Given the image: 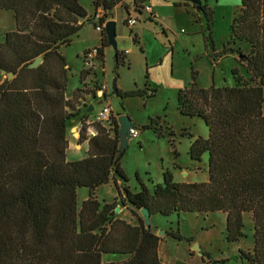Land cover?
<instances>
[{
	"label": "trees",
	"instance_id": "16d2710c",
	"mask_svg": "<svg viewBox=\"0 0 264 264\" xmlns=\"http://www.w3.org/2000/svg\"><path fill=\"white\" fill-rule=\"evenodd\" d=\"M143 2L133 0L134 7ZM120 4V0H91L93 15L101 12L97 24L111 20ZM122 8L126 26L129 15ZM195 9L207 21L205 42L212 48L210 12L202 5ZM0 11L11 12L15 23V30L5 33L0 43V72L13 75L8 86L6 81L0 84V264H163L158 257L160 239L145 229L134 212L132 224L119 219L117 207L146 209L150 218L222 214L227 244L244 238L243 215L249 214L253 246L251 251L238 250L236 260L264 264V0H239L228 40L218 54L237 57L247 84L202 89L192 72L189 86L177 95L178 115L198 119L205 127L204 138H194L186 130L180 137L192 140L191 162L201 163L207 156V182L173 183L164 172L162 183L148 192L135 175L137 193L130 192L120 165L124 152H120L119 128L112 115L107 125H86L81 119L77 145L87 143L85 158L66 159L67 123L79 115L81 103L91 94L76 89L70 99L65 98L70 69L61 49L70 45L84 24L92 22L78 0H0ZM80 18L84 22L79 23ZM132 42L140 46L135 36ZM236 44L245 45L248 52L234 48ZM106 48L101 33L93 63L103 67ZM37 58L41 64L29 69ZM113 61L117 70L124 65L125 55L115 52ZM91 73L90 68L82 70L79 84L84 86ZM231 74L235 77L237 70ZM148 91L144 85L141 90L116 89L112 95L123 102L153 97L155 92L148 95ZM159 123L160 118H155L147 125L131 123V127L163 138ZM88 128L94 132L91 137ZM110 184L114 199L99 203L95 192ZM80 190L86 198L78 205ZM166 236L192 242L178 230ZM201 258L210 264L227 262L213 261L209 253Z\"/></svg>",
	"mask_w": 264,
	"mask_h": 264
},
{
	"label": "rangeland",
	"instance_id": "374dc122",
	"mask_svg": "<svg viewBox=\"0 0 264 264\" xmlns=\"http://www.w3.org/2000/svg\"><path fill=\"white\" fill-rule=\"evenodd\" d=\"M167 2L163 4V0H148L142 5L143 11L149 9V12L154 13L155 21H152L145 12L142 11L139 15L131 9L129 15L135 20L133 27L124 26L126 15L122 9L117 8L110 16L115 25L116 48L106 49L104 64L101 67L98 63L87 65L82 57L85 49L92 51L99 46L100 34L94 30L97 19L92 13L91 0H78L92 22L84 24L70 45L61 49L67 68L70 69L68 92L80 87L79 89L91 93L80 107L81 111L86 112L87 103H93V112L89 113L91 118L104 106L110 107L115 119L127 116L130 122L137 126L147 125L149 119L160 118L159 127L163 138H158L152 131H144L139 132L137 139H129L127 142L120 165L132 193L140 191L135 175L148 192L152 191L153 186L162 183L164 172L171 175L173 183L207 182V156L202 157L201 163L191 162L188 149L192 140L180 137L181 132L186 130L194 138H204L205 127L198 119L180 117L176 110L177 95L179 91L189 86L192 72L196 73V83L202 89L238 87L247 84L248 81L244 70L236 63L235 55L218 56L228 40L229 27L239 9V0L201 1V5L210 12L212 48L209 42H205V37L209 33L206 31L207 21L203 13L196 11L188 2L180 0ZM14 30L12 13L0 11V43L5 33ZM133 36L139 41L140 46L133 44ZM234 48H240L245 54L248 52V48L242 44H236ZM115 52L125 55L124 65L117 70H114ZM86 68H90L92 73L85 80L84 86L79 85V73ZM233 70H237L235 77L231 74ZM114 79L116 89L119 91L141 90L147 85L149 90L147 94L150 95L151 90L155 93L151 98H128L120 102L112 95ZM4 81L6 76L0 73V84ZM95 99L104 102L98 105ZM170 134L173 136L170 137ZM78 137L77 135L76 139ZM66 139L73 140L69 131H66ZM68 158L69 161L76 160L71 156ZM95 197L99 203H111L115 197L112 185L97 190ZM77 198L79 205L86 198V192L78 191ZM132 212L141 218L139 212L130 207H121L119 213L115 214L119 219L132 224L134 221ZM243 226L244 238L238 243L227 244L224 240L225 217L222 214L214 213L206 217L180 214L168 218L159 216L150 218V230L161 242L160 261L165 264L176 262L210 264L206 258H201L202 253H209L213 261L238 264L236 260L238 250L251 251L253 246L249 214L243 215ZM176 230L181 237L191 238L192 242L189 244L176 242L166 236L170 231ZM159 232L165 235H158ZM194 245L200 248L199 253L192 250Z\"/></svg>",
	"mask_w": 264,
	"mask_h": 264
},
{
	"label": "crops",
	"instance_id": "0c3cea01",
	"mask_svg": "<svg viewBox=\"0 0 264 264\" xmlns=\"http://www.w3.org/2000/svg\"><path fill=\"white\" fill-rule=\"evenodd\" d=\"M120 1H121V4H120L119 6H117V7L112 11V13H113L117 8H119V9H122V10L124 11L125 15H126L125 9L122 8L123 6L127 8L128 15H129L131 9L136 11V8L134 7V4H133V0H120ZM139 1H142V0H139ZM146 1H148V0H144V2H143V3H139L138 6H139L140 8H142V5H143ZM163 2H164L163 4H167V3H168L167 0H163ZM121 5H122V7H121ZM173 5H174V4H173ZM92 9H93V8H92ZM142 9H143V8H142ZM143 12H144V11H143ZM92 13H93V11H92ZM97 13H99V10L96 11V14H97ZM145 14H148V13L145 12ZM150 14L152 15V18H150V19H151L152 21H155L156 18H155V16H154V13H153V12H152V13L150 12ZM150 14H148V16H149ZM126 17H127V15H126ZM128 18L132 19V18L130 17V15H129ZM108 21H114V20L111 19V20H108ZM99 45H100V37H99ZM98 47H99V46H98ZM98 47H95V48H98ZM62 49H63V48H62ZM106 49H107V48H106ZM106 49L104 50V58H105V51H106ZM87 51H88V48L84 50V52H87ZM79 85H80V84H79ZM79 88H80V87H77V88L71 90L70 92H68V89H67L66 94H65V98H66L67 100L70 99V98H71V95H72V92H73L74 90H76V89H79ZM88 97H89V96L85 97L84 100H85L86 98H88ZM95 101L97 102L98 105H99V103L104 102L103 100H99V99H95ZM91 105H93V103H87V109H88ZM109 109H110V107H109ZM92 112H93V111H92ZM110 112H111V110H110ZM89 113H90V112H89ZM89 113H88L87 111H86V112H83V111H81L80 108H79V115L76 116L75 118L71 119V120L68 121V123H67L66 131H67V132H68V131L70 132L71 138H72L73 140H68V139H67V142H68V149H67V151H66V159H69V158H68L69 156H71L72 159H76V160H74V161L82 160L83 158H85L86 151H87V143H84V144H82V145H77V139H76V136L78 135V132H79V130H80L81 119L85 118V120H86V125H90L91 123L96 122L97 114L95 115V117L91 118V117L89 116ZM111 115H113V114L111 113ZM113 116H114V115H113ZM114 117H115V116H114ZM88 130H89L91 133L94 134V132H93V130H92L91 128H88ZM90 137H91V136H90ZM78 148H80V150H78ZM68 161H69V160H68ZM70 161H72V160H70ZM160 244H161V242L159 243V246H158V257H159V248H160ZM159 259H160V257H159ZM162 263L165 264L164 262H162Z\"/></svg>",
	"mask_w": 264,
	"mask_h": 264
},
{
	"label": "water",
	"instance_id": "95a60500",
	"mask_svg": "<svg viewBox=\"0 0 264 264\" xmlns=\"http://www.w3.org/2000/svg\"><path fill=\"white\" fill-rule=\"evenodd\" d=\"M180 1H184V2H188L190 3L192 6L196 7L197 9L200 8L201 6V1L202 0H180ZM79 23L84 22V19L80 18ZM104 36L107 40V44L108 47H112V48H116V44H115V25L113 21H107L104 24ZM41 64V59L37 58L31 65H29V69H36L39 65ZM2 75L6 76V82H7V86L8 83L13 79V75L12 74H5L4 71L0 72ZM116 90V79H114L113 84H112V91ZM101 103H99L100 105ZM93 111V107L92 105L87 109V112H91ZM117 125H118V135L120 138V152L123 153L126 148H127V142H128V131L131 128V122L129 120V118L127 116H119L117 119ZM115 213L118 214L119 213V208L115 209ZM139 214L143 220V224L144 227L147 231L150 230V215L148 213V211L146 209H142L139 211ZM158 235H165L162 232H159ZM193 251H196L197 253H199L200 248L198 247V245H194L192 247ZM200 255V254H199Z\"/></svg>",
	"mask_w": 264,
	"mask_h": 264
},
{
	"label": "built area",
	"instance_id": "2783aa9c",
	"mask_svg": "<svg viewBox=\"0 0 264 264\" xmlns=\"http://www.w3.org/2000/svg\"><path fill=\"white\" fill-rule=\"evenodd\" d=\"M136 12H137V10H136ZM144 12L150 14L149 9L147 11L145 10ZM100 17H101V12L99 11V13L95 14V18L98 21V19ZM104 24L103 25L95 24L94 30L97 33H99V34L104 33ZM134 24H135V20L134 19L128 18L126 20V26L127 27H133ZM95 56H96V51L95 50L89 51V53L84 58L85 63H90V64L93 63V58ZM110 116H111V112H110L109 106H104V107L101 108V110L98 111L97 117H96V122L100 123V124H106L107 125V124H109ZM87 132H88V136H93L94 135L89 130ZM138 136H139V132L136 129L131 127L129 129V131H128V140L129 139H137Z\"/></svg>",
	"mask_w": 264,
	"mask_h": 264
}]
</instances>
